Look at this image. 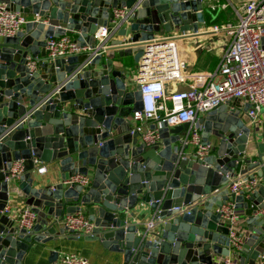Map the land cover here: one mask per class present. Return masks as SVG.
Instances as JSON below:
<instances>
[{"label":"water","instance_id":"95a60500","mask_svg":"<svg viewBox=\"0 0 264 264\" xmlns=\"http://www.w3.org/2000/svg\"><path fill=\"white\" fill-rule=\"evenodd\" d=\"M35 19L14 37L0 40V264H25L35 244L57 241L66 229L57 226L67 215L87 212L93 238L124 254L125 264H214L231 255L229 225L214 210L230 199L247 210L243 195L230 194L231 180H261L249 201L264 211V133L249 126L243 111L221 107L199 120L202 137L219 140L218 152L203 160L185 156L181 134L190 124L162 127L160 140L147 146L132 134L130 116L142 109L137 83L111 59L96 51L95 34L113 20V10L131 13L113 32L111 42L121 58L133 56L141 69L150 48L174 29L199 33L205 24L201 0H0ZM77 34L89 51L68 57L38 59L50 38ZM264 46V40H263ZM29 59L39 64L28 67ZM100 67V69H95ZM138 74V80L142 76ZM116 132V134H115ZM261 135V136H260ZM257 158L246 157L249 145ZM23 174L10 178L14 165ZM240 163L246 168L236 170ZM37 164L60 166L61 183L37 188ZM253 172L252 175H248ZM91 177L89 187L66 186L72 176ZM37 215L31 230L21 229L3 214L10 197H20ZM142 201L154 212L153 229L139 235L128 224L127 211ZM180 209V210H176ZM52 220V221H51ZM239 264L264 257V217L253 216L238 231ZM58 252L50 264H58Z\"/></svg>","mask_w":264,"mask_h":264},{"label":"built area","instance_id":"2783aa9c","mask_svg":"<svg viewBox=\"0 0 264 264\" xmlns=\"http://www.w3.org/2000/svg\"><path fill=\"white\" fill-rule=\"evenodd\" d=\"M203 7L210 14L226 11L229 4L222 0H201ZM236 21H227L221 26L208 28L213 33H224L228 38L226 49L221 57L217 69L209 75H197L187 90L168 94L165 84L182 79V66L179 58V34H169L159 38L158 44L150 48L145 66L141 69L142 79L137 83L142 94V109L134 112L130 120L134 126L132 134H138L140 141L147 146H153L160 140V132L156 127L149 126V122H156L164 127L174 128L183 124H190V129L181 140L186 146H192L194 151L189 155L197 160H203L214 150L213 143L205 142L202 137V127L199 117L221 107H231L236 101L249 104L245 113L250 127L261 128L264 113V0H248L235 9ZM131 12L127 8L113 10V20L107 27H100L95 34L96 51L99 54L108 50V43L119 23L125 20ZM28 23L27 15L15 11L6 4H0V40L11 38L19 34ZM206 25V23H205ZM92 51L89 47H82L76 39L69 35L60 38H50L47 41L48 57H68ZM36 61L29 59L28 67L32 71L37 69ZM139 69V68H138ZM172 107L168 108L166 103ZM37 164V173L45 175L47 167ZM23 163L14 165L10 178H19L23 174ZM91 177L75 175L70 177L65 185L89 187ZM261 185L257 177L238 176L228 185L230 194L235 197L243 195L249 200L251 194ZM180 210V209H176ZM6 207L3 214L8 215ZM216 212L229 225L231 239V255L214 261V264H239L233 254L242 244L237 238L242 221L236 208V203L230 199ZM128 215V211H127ZM264 217V211L260 212ZM11 218V217H10ZM16 226L31 230L37 220V215L31 207H24L13 219ZM66 232L77 239L90 235L95 228L93 222L82 212L67 215L59 223ZM152 221L148 229H153ZM141 235V233H139ZM58 264H90L89 261L76 253H62ZM257 264H264L261 257Z\"/></svg>","mask_w":264,"mask_h":264},{"label":"crops","instance_id":"0c3cea01","mask_svg":"<svg viewBox=\"0 0 264 264\" xmlns=\"http://www.w3.org/2000/svg\"><path fill=\"white\" fill-rule=\"evenodd\" d=\"M229 4V9H238L241 4L248 0H222ZM205 9V8H204ZM226 10V11H228ZM226 11H218V14H223ZM212 17H215V14H211ZM35 18L33 16H27V21H32ZM206 19V13H205ZM215 19V18H214ZM227 22V20H226ZM210 27V26H209ZM207 24H200L199 33L193 34L191 32L181 33L178 29H174L172 34H179L182 37L178 40V51L179 58L182 66V79L176 81H170L165 84L166 92L168 94L180 92L187 90L192 84L194 77L197 75H209L213 73L220 61L221 57L226 49L228 38L226 34L222 33H213L208 31ZM25 30V26L22 31ZM70 37H73L77 40V34H68ZM167 35V34H166ZM113 40L123 41L122 38H118L116 35L112 36L111 40L108 43V50L103 55L102 61L111 59L113 65L117 69L125 70L128 74L129 86L131 90L136 89L137 79L139 74V69L135 65L133 56H125L121 58L119 51H114L111 42ZM45 57H48L46 49H41L38 59L42 60ZM37 67L39 64L37 63ZM95 69H100V67H95ZM246 104H243L241 101H236L231 105V110H241L243 111ZM168 108H171L172 105L170 102L166 103ZM207 116V114L200 115L199 120ZM245 116L244 113L241 114V117ZM131 117V116H130ZM129 117V118H130ZM263 125L261 127L262 133H264V113L262 114ZM149 126L156 127L160 130L162 127L159 123L149 122ZM249 124V123H248ZM201 125V124H200ZM250 126V124H249ZM202 130L203 126L201 125ZM116 134V132H115ZM182 137L186 136V133L181 134ZM261 136V135H260ZM210 141L214 145V150L211 155H216L218 152V146L220 144L219 140L214 137L210 138ZM194 151L193 147L190 146L189 149H186L185 156L191 155ZM258 151L255 149L254 145L250 144L246 153V157L250 160L257 158ZM245 163H240L236 172L240 173L241 169L246 168ZM42 166L47 167V173L45 175L37 174L38 183L36 187L44 186H55L61 183L62 172L60 171V166L58 164ZM253 172H250L248 175H252ZM262 183V182H261ZM244 203L249 204L247 210H238V213L241 216V223L239 226V231L244 229L245 221L253 216L260 215V210L254 214V211L257 210L256 207L252 206V203L246 198ZM10 212L8 214L11 219H13L24 207H28L25 204L22 194L20 197L16 198L11 195L10 202L7 205ZM216 210V208H214ZM88 217L87 212H82ZM154 212L149 208L148 205L140 201L137 207L133 210H128V224L136 225L138 227L139 233L143 234L150 223L152 222ZM52 221V220H51ZM62 227L60 224L57 226V231ZM58 252V262L59 257L62 253H76L84 258H86L90 264H125L124 254L118 251H114L111 248L105 247L103 243L96 238H93L92 233L90 235H85L79 239L72 236L69 233H65L63 236L58 237L57 241H50L46 244L35 243L28 251L25 257V264H50V259L52 258V253Z\"/></svg>","mask_w":264,"mask_h":264},{"label":"trees","instance_id":"16d2710c","mask_svg":"<svg viewBox=\"0 0 264 264\" xmlns=\"http://www.w3.org/2000/svg\"><path fill=\"white\" fill-rule=\"evenodd\" d=\"M214 18L212 17V15L209 12H206V24H207L208 27L209 26L211 27V26H214V25L221 26L224 23H226V20L223 17L222 13L218 14V16H216V13H215V17Z\"/></svg>","mask_w":264,"mask_h":264},{"label":"rangeland","instance_id":"374dc122","mask_svg":"<svg viewBox=\"0 0 264 264\" xmlns=\"http://www.w3.org/2000/svg\"><path fill=\"white\" fill-rule=\"evenodd\" d=\"M223 17L227 21H236L237 20V14L234 9H229L228 11L223 13Z\"/></svg>","mask_w":264,"mask_h":264}]
</instances>
